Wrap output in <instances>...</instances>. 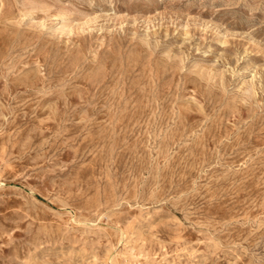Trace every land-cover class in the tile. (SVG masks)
<instances>
[{
    "label": "rangeland",
    "instance_id": "obj_1",
    "mask_svg": "<svg viewBox=\"0 0 264 264\" xmlns=\"http://www.w3.org/2000/svg\"><path fill=\"white\" fill-rule=\"evenodd\" d=\"M0 264H264V0H0Z\"/></svg>",
    "mask_w": 264,
    "mask_h": 264
}]
</instances>
